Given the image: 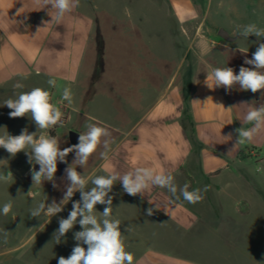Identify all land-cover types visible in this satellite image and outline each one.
<instances>
[{"label": "rangeland", "instance_id": "374dc122", "mask_svg": "<svg viewBox=\"0 0 264 264\" xmlns=\"http://www.w3.org/2000/svg\"><path fill=\"white\" fill-rule=\"evenodd\" d=\"M81 2L93 19V32H101L105 41L101 45L99 63H105V86L111 92L118 89L120 76L125 74L129 81L131 73L139 71V68L144 79L155 78L153 72L157 69L159 82L170 77L171 66L177 73L185 65L182 72L186 69L189 75L197 77L206 75L210 65L214 68L228 66L238 74L241 66L253 67L244 61L252 58L259 42H264V39L255 36H250L248 40L238 36L236 41L229 42L218 35L219 29L224 28L235 37L241 28L249 24L264 29V0H186L185 13L178 11L172 0ZM97 43V37H94L87 62L89 66L97 62L94 60L100 51ZM187 50L190 52L186 59ZM119 62H125L126 67H120ZM130 62L137 68H132ZM101 71L98 69L99 75L94 73L96 80L103 76ZM87 76V70L83 71L82 91L73 93L74 108L79 107L83 111L87 104L86 94L88 97L97 94L96 103L102 101L104 105V108L103 105L96 108L101 115L107 116L105 110H117L116 98L103 92L96 81L88 90ZM17 83L24 87L15 88ZM36 87L41 88L39 79L20 78L0 89V136H17L25 128L30 134L38 131L30 116L10 118L12 109L4 105L9 98L15 99L21 92ZM247 92L251 98L264 100V90ZM60 108L67 119L68 112L64 107ZM81 111L72 112L68 124L55 129L61 150L78 143V138L75 141L72 138L73 133L79 135L87 131L88 121L82 117ZM43 134L48 135V130ZM112 135L110 133L107 138L109 142ZM103 151V146L98 148L84 168L72 165L89 178L86 190L93 187L91 178L101 175L96 166L103 159L100 155ZM250 157L247 151L243 152L242 158L246 163L239 166L236 174L241 176L237 180H228L227 184L231 187H228L227 193L203 197L197 203L201 215L210 223L206 228L196 226L184 232L151 225L150 222H137L135 218L140 214L134 208L113 200L112 216L121 222L126 250L135 255L141 248L146 250L155 246L186 259L189 264H264V152L259 158L248 160ZM74 159L75 153H69L67 163L58 161L53 181L33 185L32 170L39 171V165L29 163L28 155L23 151L12 156L0 147V176L11 177L7 182L0 180V209L8 201L13 204L8 215L0 212V230L8 231L6 241L0 234V264H58L60 257L70 256L77 243L74 233L82 230L79 223L61 237L59 243L53 239V234L59 227V220L68 217L73 202L81 200L80 193H74L63 211L52 217L42 214L35 218L30 211L40 202L48 205L53 200L59 203L63 199L69 185L65 169ZM104 207L96 206L97 216ZM134 238L140 244H130Z\"/></svg>", "mask_w": 264, "mask_h": 264}, {"label": "crops", "instance_id": "0c3cea01", "mask_svg": "<svg viewBox=\"0 0 264 264\" xmlns=\"http://www.w3.org/2000/svg\"><path fill=\"white\" fill-rule=\"evenodd\" d=\"M172 4L185 13L186 0H172ZM52 14L50 6L40 10L34 0H0V89L20 78L39 79L41 88L50 91L52 102L68 112L65 126L72 112L81 110L63 101L62 91L69 87L72 93H81V75L87 70L88 90L96 81L103 92H108L118 102L117 110H105L108 114L103 116L96 109L103 105L102 101L96 103L97 94L94 97L86 94L82 117L88 124L105 127L113 134L107 149L108 158H103L96 170L101 175L123 174L137 166H149L170 172L175 176L179 199L158 187L145 192L144 197L132 196L123 190L119 181L109 195L120 205L134 208L140 214L135 218L137 222L184 232L196 226L208 227L210 223L201 215L197 203L183 200L179 187L191 183L190 191L199 188L203 197L228 192L231 187L228 180H237L241 176H236L239 166L246 163L242 151L251 154L248 160L259 158L264 152V134L253 143H236V130L251 127L242 124L243 114L264 100L251 98L238 86L231 91L224 87L209 88L206 77L214 68L211 65L203 77L191 76L186 69L182 72L185 65L177 73L171 66L170 77L163 82L158 80L157 69L153 72L155 78L144 79L139 68L131 73L129 81L125 74L120 76L118 89L111 92L105 86V63H99L101 45L105 41L101 32H93V19L81 0L79 7L60 23H45L51 22ZM94 37H97L100 51L95 55L97 62L89 66ZM189 52L187 50L186 59ZM134 65L130 62L132 68H137ZM119 66L125 68L126 63L119 62ZM98 69L103 71V76L96 80ZM49 79L56 81V87H49ZM205 187L207 191H203ZM149 207L154 208L151 216L147 215ZM130 244L140 242L134 238ZM134 258V264H189L186 259L155 246L141 248Z\"/></svg>", "mask_w": 264, "mask_h": 264}, {"label": "clouds", "instance_id": "9594fccd", "mask_svg": "<svg viewBox=\"0 0 264 264\" xmlns=\"http://www.w3.org/2000/svg\"><path fill=\"white\" fill-rule=\"evenodd\" d=\"M34 4L40 10L48 6L53 10L51 22L45 23H60L66 15L71 14L74 9L79 7V0H34ZM236 36L245 40H248L250 36L264 39V29L258 28L255 24H249L241 28ZM238 50L240 51L239 48ZM244 63L253 67L241 66L238 74L228 66L213 68L207 74V86L209 88L224 87L226 91H231L239 86L241 90L252 93L264 90V42L258 43L252 58L245 59ZM47 83L49 87H56L54 79H49ZM14 87L23 88L24 85L17 83ZM73 99L71 88L65 87L62 91V100L72 104ZM4 105L12 109L9 113L10 118L30 116L38 129L37 132L31 134L25 128L17 136L9 134L0 136V147L12 156L23 151L28 155L29 163L34 162L39 165V171L34 168L32 170L33 185L43 184L44 181H53L57 172L58 161L67 163L68 154L75 153L73 163L65 169L69 185L63 199L59 203L53 200L48 205L45 202H40L30 211V215L35 218L42 214L52 217L63 211L64 205L72 199L74 193H80L81 200L73 202L68 217L59 220V227L53 234V239L59 243L61 237H64L77 223L82 228L81 231L74 233V239L77 243L70 256L68 258L60 257L58 264H134V254L126 250L121 222L112 216L113 197L109 194L113 191L116 182L119 181L123 190L132 196L144 197L145 192L151 191L153 187H158L166 189L172 197L179 199L175 176L164 170L157 171L153 167L137 166L123 174L113 172L94 176L91 178L93 187L86 190L89 178L78 172L77 168L72 165L76 164L84 168L89 158L101 146L105 151L101 152L100 155L107 159L109 130L90 123L87 125V131L79 134L77 144L61 150L56 137L43 134L48 129L56 126L63 127L64 125V113L57 104L52 102L50 91L36 87L30 91L21 92L15 99L9 98L4 102ZM220 106L223 107V105ZM241 122L243 125L249 124L251 127H241L236 130L238 132L236 143L255 142L258 137L264 134V104L249 107L243 114ZM225 138H230V136ZM10 178L0 176V180L5 182ZM54 186L56 185L54 184ZM203 191H207V187ZM179 193L183 200L190 204H196L203 200L201 189L197 188L190 191L187 183L179 187ZM98 204L105 206L99 216L96 214ZM12 207V202L8 201L0 209V212L6 216ZM153 210V207H149L147 215L151 216ZM0 234L6 241L8 231L0 230Z\"/></svg>", "mask_w": 264, "mask_h": 264}, {"label": "water", "instance_id": "95a60500", "mask_svg": "<svg viewBox=\"0 0 264 264\" xmlns=\"http://www.w3.org/2000/svg\"><path fill=\"white\" fill-rule=\"evenodd\" d=\"M218 35L221 36V37H222L223 39H225L226 41H229V42H234V41H236L237 38H238V36H235V37H234V36H231V35L229 34V32H228L227 30H225L224 28L219 29V31H218ZM77 137H78L77 134H75V133L72 134V138H73L74 140H76Z\"/></svg>", "mask_w": 264, "mask_h": 264}, {"label": "trees", "instance_id": "16d2710c", "mask_svg": "<svg viewBox=\"0 0 264 264\" xmlns=\"http://www.w3.org/2000/svg\"><path fill=\"white\" fill-rule=\"evenodd\" d=\"M65 121H66V118H64V123H65ZM58 127L59 126L54 127V129H48V135L56 137L55 129L58 128ZM242 154H243V151H242ZM191 187H192V184L190 183L189 190H190Z\"/></svg>", "mask_w": 264, "mask_h": 264}, {"label": "built area", "instance_id": "2783aa9c", "mask_svg": "<svg viewBox=\"0 0 264 264\" xmlns=\"http://www.w3.org/2000/svg\"><path fill=\"white\" fill-rule=\"evenodd\" d=\"M64 118H66V117L64 116Z\"/></svg>", "mask_w": 264, "mask_h": 264}]
</instances>
